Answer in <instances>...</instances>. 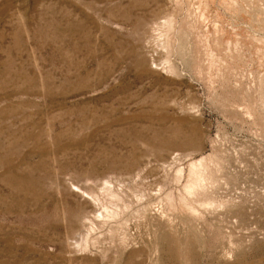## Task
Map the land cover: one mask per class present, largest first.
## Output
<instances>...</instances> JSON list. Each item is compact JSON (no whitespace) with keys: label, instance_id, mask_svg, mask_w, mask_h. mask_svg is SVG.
<instances>
[{"label":"rangeland","instance_id":"374dc122","mask_svg":"<svg viewBox=\"0 0 264 264\" xmlns=\"http://www.w3.org/2000/svg\"><path fill=\"white\" fill-rule=\"evenodd\" d=\"M0 264H264V0H0Z\"/></svg>","mask_w":264,"mask_h":264},{"label":"bare ground","instance_id":"6f19581e","mask_svg":"<svg viewBox=\"0 0 264 264\" xmlns=\"http://www.w3.org/2000/svg\"><path fill=\"white\" fill-rule=\"evenodd\" d=\"M151 63V62H150ZM153 64V63H152ZM152 66V65H151Z\"/></svg>","mask_w":264,"mask_h":264}]
</instances>
